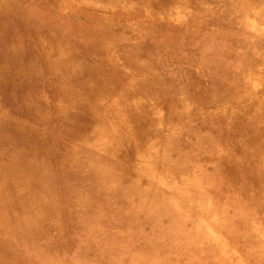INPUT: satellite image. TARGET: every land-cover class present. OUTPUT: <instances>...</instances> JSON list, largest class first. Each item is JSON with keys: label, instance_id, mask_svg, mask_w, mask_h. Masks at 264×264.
I'll return each mask as SVG.
<instances>
[{"label": "rangeland", "instance_id": "374dc122", "mask_svg": "<svg viewBox=\"0 0 264 264\" xmlns=\"http://www.w3.org/2000/svg\"><path fill=\"white\" fill-rule=\"evenodd\" d=\"M14 1L17 4L25 2ZM47 1L41 4L43 9L55 18L69 22L71 28L67 31L78 32L86 42L82 56L70 62L73 71L84 72L99 64L108 65L105 83L96 88V92L82 78L69 85L74 88L80 83L83 91L87 87L85 93L88 98L70 100L74 102L64 103L65 109L54 108L57 100L45 101L49 114L50 110L59 113L47 116L38 129L40 135L49 132L51 138L58 142V163L76 158L88 159L83 173L91 176L89 172L97 163L108 165L112 152V158L116 160L112 161L114 164L123 167L127 174L130 173L139 184L144 183L146 189L154 193L156 218L163 214L164 209L179 206L189 223L197 221L203 225L198 232L201 236L198 246L202 251L196 250L194 243L187 254L192 263L264 264V112L259 108L264 104V0H191L188 5H184L188 0ZM49 5L54 9L48 8ZM192 14L195 30H181V23L188 24ZM32 23L41 25L36 19ZM183 32L190 33L186 34L189 40L204 43L213 39L216 42L214 53L220 51L225 70L233 77L225 81V88H219L210 80L214 71L195 64L192 59L195 48L189 49ZM89 43L95 47H90ZM132 48L141 58V72L128 63ZM97 49L100 51L98 55ZM212 50L207 49L209 52ZM180 55L186 56L188 62L181 61ZM91 95L94 98H89ZM92 102L98 107L95 113L103 119L102 126H96L94 131L98 132L99 128L104 133L97 142L84 143L77 135L76 127L80 124L74 123L71 113L83 114L89 120L87 116ZM25 104L30 110L39 106L31 103L30 99ZM5 113L0 118V126H7L10 122L12 128L23 130L0 133L5 137V145L1 144V147L5 149L9 142L19 141L21 135L30 139L36 128L35 122L29 119L31 112H23L27 118L8 109ZM176 116L181 120L172 123L171 118L174 120ZM132 118L143 123L145 134L131 133L132 127L128 122ZM197 120L206 123L199 126ZM171 138L180 141L176 147L166 149L167 140ZM180 146L179 152L183 154L176 151ZM67 147L73 149L75 155H68ZM203 153L208 156L202 158L200 154ZM184 154L187 155L186 160L191 156L206 162V168H211L214 162L218 164V170L224 174L222 180L227 186V194L235 201L229 204L220 202L221 193L213 191V202L209 207L219 204L223 208L222 214L206 212L198 204H193L190 198L187 200L182 194H177L185 188L193 194L198 188L196 172L179 175L177 171L183 163L175 156ZM14 156L19 157L21 153ZM196 162L202 166L201 162ZM43 165L39 163L30 171L36 174ZM238 169L247 174H238ZM121 172L117 182L126 179L127 174ZM87 178L84 177L85 180ZM213 184L210 180L207 192ZM80 192L78 196L66 186L61 193L47 195L43 203L31 205L34 212H39L40 224H47L46 233L55 237L58 247L64 250L74 245L69 244V235L78 229L73 215L82 213L78 214L79 197L90 201L94 194H91V189ZM60 194L64 197H57ZM198 195L202 201L210 199L208 194ZM29 196V202H33V196ZM42 211L52 212L50 221L41 215ZM62 214L67 216L62 217ZM89 226L96 230L102 226L111 238L116 236L114 225L109 226L106 222L95 224L90 221ZM33 238L34 229L29 234L17 236L6 228H0L2 248L14 255L25 256V264L32 261L43 264L42 256L28 244ZM83 239L81 235L83 250L89 244L101 241L99 235ZM154 247V241H151L150 249ZM101 252L103 257L92 264H113L115 255L108 244H104ZM156 252L157 259L168 254L161 250ZM0 264H8L7 259L0 258ZM65 264L77 262L70 259Z\"/></svg>", "mask_w": 264, "mask_h": 264}, {"label": "bare ground", "instance_id": "6f19581e", "mask_svg": "<svg viewBox=\"0 0 264 264\" xmlns=\"http://www.w3.org/2000/svg\"><path fill=\"white\" fill-rule=\"evenodd\" d=\"M190 1L188 0L184 5H188ZM46 3H48L47 0H25L20 4L13 0H4L0 3V14L3 16V20L0 21V118L6 114L7 109L25 118L27 116L23 115V112L29 111L32 114L29 119L36 124L30 139L21 135L19 141L9 142L5 149L1 147V144L5 142L3 139L5 137L0 134V228H6L9 232L16 233L17 236L21 233L29 234L34 229V238L28 244L42 256L43 264H65L70 259H74L77 264H92L103 257L101 249L104 244H108L115 255L113 264H120V261L122 264H194L188 260L187 254L191 250L190 245L194 243H196L195 249L202 251L198 246L201 238L198 232L203 227L202 224L197 221L189 223L179 206L164 209L163 214L156 218L153 207L154 193L146 189L144 183L139 184L130 173L127 174L123 167L114 164L116 160L112 158V152L108 158V165L97 163L89 172L91 176H86L83 172L88 159L76 158L75 160L70 159L67 163H58V142L51 138L49 132L40 135L38 126L48 117L59 113L55 110H50V114L48 113L45 104L47 99L58 101L59 105L55 104L54 108L65 109L64 103L74 102L70 100H75L77 97L79 99L88 98L85 93L88 91L87 87L83 91L80 83H77L74 88L69 85L75 84L76 80L82 78L96 92V88H100L105 83L104 74L108 68V65L103 63L84 72L73 71L69 66L70 62L79 55L82 56L86 42L78 32L67 31L71 28L69 22L47 13L42 6ZM179 6L183 7V5ZM48 8L51 9L53 6L49 5ZM192 17L188 24L181 23V30H195V25L192 24L193 14ZM35 19L41 22L40 27L32 23ZM186 34L190 35L189 32ZM186 34L183 32L184 36ZM187 38L189 37L186 36L189 49L192 51L195 48L194 56H192L195 64L211 72L214 71L210 80L219 88H225V81L233 77L227 74L223 59L221 60L222 56L219 54L220 51L214 53L217 47L216 42L209 39L202 43L196 39ZM148 43L152 44L150 41ZM89 45L92 48L95 47L93 43ZM209 48L213 50L207 51ZM134 49L132 48V54L127 58L128 63L141 72L143 69L141 58L136 56ZM98 54L100 51L97 49L96 55ZM179 59L187 61L184 55H180ZM89 98L94 97L91 95ZM27 99L39 106L30 110L25 104ZM259 108L264 112V104H260ZM96 109H98L97 105L92 102L89 116H87L89 120L83 114L71 113L74 123L80 124L76 127L77 135L82 137L84 143L97 142V139L104 133V130L99 128L98 132L94 131L96 126H102L103 122V119L95 113ZM176 120L181 119L177 116L174 120L171 118L172 123ZM128 123L132 127V134H145L141 121L132 118ZM205 123L197 120L199 126ZM12 127L13 124L8 122L7 126H0V133H14V131L16 133L23 130ZM191 134L189 135L192 136ZM179 141L176 138L167 140L166 149L176 147ZM180 149L181 146L177 147L176 151L179 152ZM67 150L68 155H75L70 147H67ZM18 152L21 156L15 157L14 154ZM185 156L187 155L175 156L179 162L183 163L177 171L179 175L184 173L193 175L196 172L199 181L196 184L198 188L193 194L187 188L178 191L177 194L179 196L182 194L187 200L190 198L193 204H198L206 212L213 211L215 214H222L223 208L219 204H214L212 208L209 207L213 202V191L221 193L220 202L229 204L233 201V198L230 199L227 194V186L222 180L224 174L218 170V164L215 165L214 162L211 168L210 166L206 168V162L202 163L201 160L193 159L189 155L190 158L186 160ZM200 156L206 158L208 154L203 153ZM196 161L201 162L202 166ZM39 163L44 164L43 168L36 174L31 172L30 169ZM121 171L127 174L126 179L123 182H117ZM238 174L244 175L247 172L238 169ZM84 177H89L90 180L87 178V181ZM210 180L214 184L207 192V184ZM66 186L71 187L78 196L80 191L89 189H91V194L94 193L90 201L79 197L80 212L78 214L82 213L80 216L73 215L78 229L74 234L69 235V244L74 245L68 250L59 248L56 238L46 233L47 224H40L39 212H34L31 206L33 203L37 205L43 203L49 194L61 193L63 187ZM202 193L208 194L207 197L210 199L200 200L198 194ZM29 195L33 196V202H29ZM57 197H64V195L60 194ZM229 212L228 216L231 215ZM51 213V211H42L41 215H44L43 217H46L48 221ZM61 216L67 215L62 214ZM90 221L95 224L106 222L109 226L114 225L116 236L111 238L102 226L97 227L99 231L91 228ZM194 222L197 223L193 224ZM17 228H19L18 232ZM37 232L38 236H36ZM81 235L83 240L99 235L101 241L99 244H89L86 251L81 247ZM151 241H154L155 247L150 249ZM158 250L167 252V256L157 259L155 253L158 254L156 252ZM0 258L7 259L8 264H25L27 260L25 256L14 255L2 246H0ZM31 264L39 263L32 261ZM210 264L219 263L216 261Z\"/></svg>", "mask_w": 264, "mask_h": 264}]
</instances>
